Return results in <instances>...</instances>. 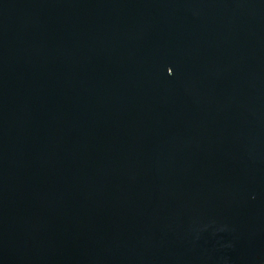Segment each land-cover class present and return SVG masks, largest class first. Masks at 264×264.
Masks as SVG:
<instances>
[{
    "label": "water",
    "instance_id": "obj_1",
    "mask_svg": "<svg viewBox=\"0 0 264 264\" xmlns=\"http://www.w3.org/2000/svg\"><path fill=\"white\" fill-rule=\"evenodd\" d=\"M0 264H264V0H0Z\"/></svg>",
    "mask_w": 264,
    "mask_h": 264
}]
</instances>
